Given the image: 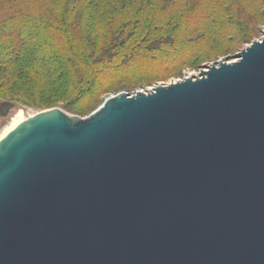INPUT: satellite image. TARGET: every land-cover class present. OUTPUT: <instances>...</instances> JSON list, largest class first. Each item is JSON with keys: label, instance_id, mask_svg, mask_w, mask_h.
Returning a JSON list of instances; mask_svg holds the SVG:
<instances>
[{"label": "water", "instance_id": "1", "mask_svg": "<svg viewBox=\"0 0 264 264\" xmlns=\"http://www.w3.org/2000/svg\"><path fill=\"white\" fill-rule=\"evenodd\" d=\"M238 58L5 137L0 264H264V39Z\"/></svg>", "mask_w": 264, "mask_h": 264}, {"label": "rangeland", "instance_id": "2", "mask_svg": "<svg viewBox=\"0 0 264 264\" xmlns=\"http://www.w3.org/2000/svg\"><path fill=\"white\" fill-rule=\"evenodd\" d=\"M56 1L60 2L49 0V3L58 8ZM163 2L119 0L120 7L126 4L129 7L127 12L115 16L108 14L112 5L93 3L87 6L86 15L89 20L98 18L97 30L82 28L78 36L70 30L67 34L59 32L56 41H42L43 44L31 47L38 52L39 61L29 59L30 64L43 68L53 60L64 63L66 75L61 86H51L48 80L22 69L18 62H11L15 55L0 54V104L14 105L7 116L0 118V141L23 118L52 110L86 118L107 99L121 93L134 96L153 92L159 86L199 78L202 71L219 66L222 61L231 63L239 59L247 47L264 39V0H176L172 7L159 12L164 8ZM37 11L38 7L32 3L15 15L3 14L0 32L6 33L8 26L31 15L34 18ZM130 12V17L140 22L127 29L123 20ZM245 39L247 42L243 43ZM69 51L78 55L68 57ZM86 57L110 66L97 72L95 82L81 80L87 73L83 65ZM75 78L77 83H71ZM79 82L88 85L72 86L78 87Z\"/></svg>", "mask_w": 264, "mask_h": 264}, {"label": "trees", "instance_id": "3", "mask_svg": "<svg viewBox=\"0 0 264 264\" xmlns=\"http://www.w3.org/2000/svg\"><path fill=\"white\" fill-rule=\"evenodd\" d=\"M175 1L176 0H164V8H160L159 12H163L172 7ZM100 2L105 3V5L113 6L112 11L108 12L110 16H115L116 14L121 15V13L127 12L126 10L129 7L127 4L120 7V5L117 4L119 0H60V2L56 1V6H59L58 8H55L49 3V0H0V17L7 13H13L15 15L17 12L23 10L25 6H28V4L34 3L36 7H38V11L34 18L31 15L29 18L23 19L22 22L8 26L9 28L5 30L6 33L0 32V37L2 38L0 43V54L4 53L3 55L5 57L15 55L14 60L11 62H18L22 69L34 72L35 75H38L40 78L48 80L51 86L63 85L66 75L65 69L62 68L64 63L53 60L46 63L43 68L42 65L30 64L27 62L29 59L39 61L38 52L30 48L34 45L43 44L42 41H56L55 36L59 32L67 34V31L69 32L70 30V33L74 36H78L82 28L83 30H97L98 25L96 21L98 18L89 20L86 11L88 10L87 6L93 3H99V5L102 6ZM73 7H75V9H73ZM124 7L125 11H122ZM190 7L192 6L190 5ZM28 10L31 12L29 7ZM71 13H73L72 17L70 15ZM130 16H132L131 12L129 16H126L127 19L124 18L125 20H123V26L127 29L131 26H136V24L140 22L138 20L134 21V18ZM15 39L18 40V42H16ZM242 42L246 43L247 39ZM68 55V57H74L78 54L76 51H69ZM12 64L9 63L8 65ZM83 65L86 67L87 73L81 78L82 82H95L98 77L97 72L100 69L106 70L110 67L100 60H90L88 57H86L85 64ZM71 83H77L76 78L73 79ZM85 85L88 84L80 83L78 87L76 84L72 86L80 88Z\"/></svg>", "mask_w": 264, "mask_h": 264}, {"label": "bare ground", "instance_id": "4", "mask_svg": "<svg viewBox=\"0 0 264 264\" xmlns=\"http://www.w3.org/2000/svg\"><path fill=\"white\" fill-rule=\"evenodd\" d=\"M237 61H239L238 59L237 60H234V61H231V63H235V62H237ZM193 79H195V78H193ZM39 115V114H38ZM37 116V115H36ZM27 121H29V119H26V118H23L20 122H19V124H18V126H16L10 133H8L6 136H9L11 133H13L15 130H17L21 125H23L24 123H26ZM5 136V137H6ZM2 141V140H1ZM0 141V142H1Z\"/></svg>", "mask_w": 264, "mask_h": 264}]
</instances>
